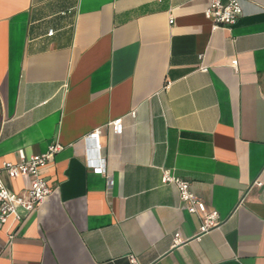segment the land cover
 Wrapping results in <instances>:
<instances>
[{
    "label": "crops",
    "instance_id": "1",
    "mask_svg": "<svg viewBox=\"0 0 264 264\" xmlns=\"http://www.w3.org/2000/svg\"><path fill=\"white\" fill-rule=\"evenodd\" d=\"M209 2L0 0V165L63 146L52 192L0 229V264H264V0L215 29ZM162 168L219 227L199 231Z\"/></svg>",
    "mask_w": 264,
    "mask_h": 264
},
{
    "label": "built area",
    "instance_id": "2",
    "mask_svg": "<svg viewBox=\"0 0 264 264\" xmlns=\"http://www.w3.org/2000/svg\"><path fill=\"white\" fill-rule=\"evenodd\" d=\"M204 16L211 21L212 28L217 27L230 28L238 20L242 13L241 0H210L209 4L203 10ZM170 22L173 18L170 17ZM52 33V30L49 31ZM199 69L207 70V65L203 62V55H199ZM134 115V111L130 113ZM115 133H121L123 129L122 117H117L109 121ZM102 127H97L90 131L85 139L88 145L92 143L94 146L87 147L86 160L89 165L103 169L102 162L99 157H94L91 150L99 149V136ZM62 144L53 142L48 145L47 149L26 155L23 150L18 151V159L16 161L4 160L0 165V229H4L10 237L14 234L15 224L21 220V211H31L40 206L44 199L52 192V187L47 183L46 178L42 175L41 169L50 162L54 155L62 149ZM5 171L10 178L19 176L29 177V186L25 192H14L10 190L1 178V172ZM162 182H169L177 188L179 197L190 212H200L202 216L199 227L200 232H206L210 229L219 227L221 220L218 211L215 209H207L203 200L194 195L189 189V181L172 174L170 169L162 168ZM182 240L179 232L173 235V243ZM134 260V257H131Z\"/></svg>",
    "mask_w": 264,
    "mask_h": 264
}]
</instances>
